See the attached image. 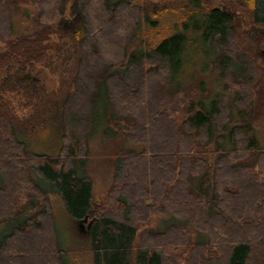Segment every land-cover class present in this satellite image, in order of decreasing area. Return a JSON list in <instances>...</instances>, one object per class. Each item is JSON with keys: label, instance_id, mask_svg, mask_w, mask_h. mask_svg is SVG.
Instances as JSON below:
<instances>
[{"label": "trees", "instance_id": "16d2710c", "mask_svg": "<svg viewBox=\"0 0 264 264\" xmlns=\"http://www.w3.org/2000/svg\"><path fill=\"white\" fill-rule=\"evenodd\" d=\"M133 1L0 0V264H264V147L253 136L255 116L220 123V103L206 96L176 122L156 91L178 78L190 52L207 47L216 67L236 60L233 11L190 0L177 16L152 6L161 0H143L144 8ZM229 1L259 27L250 39H264V0ZM133 9L139 17L127 14ZM65 15L74 19L69 30L57 25ZM14 17L30 21L31 33L15 35ZM140 26L145 47L128 52L119 38ZM68 124L87 139L121 126L143 148L116 160L101 200L76 147L64 156L27 147L43 130L63 136ZM187 130L191 144L181 141ZM199 131L203 143L193 140ZM54 200L71 221L86 220L84 244L61 248ZM154 217L164 226H153Z\"/></svg>", "mask_w": 264, "mask_h": 264}, {"label": "rangeland", "instance_id": "374dc122", "mask_svg": "<svg viewBox=\"0 0 264 264\" xmlns=\"http://www.w3.org/2000/svg\"><path fill=\"white\" fill-rule=\"evenodd\" d=\"M144 1L148 2L147 0ZM149 1L157 3L158 0ZM189 1L161 0L157 4H152V6L159 9L168 8L178 16L185 7L191 6ZM134 2L143 6V8L147 4H143V0H136L131 3L133 4ZM200 2L204 10L216 8L227 10L229 7L232 9L238 36L231 50H233L236 60L231 59L230 62H226L222 67H216V55L207 47L204 48L203 53L201 50L196 53L190 52L184 59L178 78L171 80L170 83H161L160 87L157 86V95L163 101L162 109L170 115L171 119L181 122L185 116L183 112L188 109L190 103H194V106H196L195 102L197 100L208 96L209 100L207 102H216L217 100L220 103L219 119L220 116L225 117V119L229 116V121L232 125L235 123L240 125L242 122L250 121L249 119L241 121L239 112L252 113L255 116V121L252 124L253 136L257 139L259 146L264 147V57L262 55L264 52V39L258 36L257 39L251 40L249 35L250 30L256 32L259 27L253 25L248 11L237 3H231L229 0H200ZM35 5L27 4L26 7L30 10H35ZM126 12L127 14H133L135 17L140 15V12L138 13L135 9L132 11L126 10ZM177 16L173 15L171 19L168 18L171 21L169 26L179 19ZM61 19H64L65 22L60 23ZM73 20L68 15L61 16L57 25L59 28L69 30ZM12 24L15 35L31 33L34 28L30 21L23 23L18 17L13 18ZM145 32L146 29L140 26L139 29H134L129 35H126L127 37L119 38V41L122 39L125 43H129L126 47H128V52H131L139 45L140 47L141 45L145 47L142 43ZM152 64L153 60L148 65ZM242 71L245 74L243 78H234V76L240 77L243 73ZM46 74V71L44 72L43 70L42 77H47L46 84L47 81H50L53 86V89H50L56 90V79ZM231 74L234 76H231ZM46 86L49 88L48 86L50 85L47 84ZM225 119H220V123L224 124ZM79 127L76 124H68L65 126L63 136L60 135V130L56 134L43 130L38 137L29 142L27 141L29 143L27 147L35 154L51 156L57 154L64 156L67 148L76 147L75 156L83 161L82 164H78V167L85 172L84 176L90 179L94 198L101 200L107 195L113 182L116 160L123 158L128 160L132 155L138 156L143 148L141 145H134L126 136L121 135L120 132L123 129L121 126L112 127L116 132L118 131L116 135L110 136L111 131H109L106 136L98 134L89 139L86 138V130ZM186 132V138L182 137L181 141L185 144H191V134L193 132L192 130H187ZM195 137V139L193 138L194 141L203 143V135L202 133L200 134V131L195 134ZM48 143L53 144V146H49V149L43 147V145ZM135 156H132V158L134 159ZM129 164L135 167L134 165L137 163ZM139 167H141L140 164L135 167L137 171H139ZM131 168L126 169L135 175L137 171L130 170ZM127 170H125V173H127ZM30 196L32 197V195ZM53 205V221L56 224L57 234H59L57 239L63 243L61 248L66 249L74 242L84 244L87 222H73L64 212L60 202L54 200ZM162 220L159 217H154L152 225L158 228L162 227L164 226ZM60 236L64 237V239L61 240ZM82 254H79L78 257L82 256Z\"/></svg>", "mask_w": 264, "mask_h": 264}, {"label": "water", "instance_id": "95a60500", "mask_svg": "<svg viewBox=\"0 0 264 264\" xmlns=\"http://www.w3.org/2000/svg\"><path fill=\"white\" fill-rule=\"evenodd\" d=\"M64 22H65V20L64 19H61L60 23H64ZM257 31H259V30H257ZM262 55L264 57V52L262 53ZM83 222H86V220L84 219Z\"/></svg>", "mask_w": 264, "mask_h": 264}]
</instances>
